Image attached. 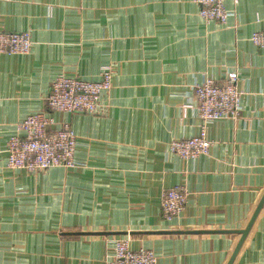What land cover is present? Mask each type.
Here are the masks:
<instances>
[{
  "label": "crops",
  "instance_id": "1",
  "mask_svg": "<svg viewBox=\"0 0 264 264\" xmlns=\"http://www.w3.org/2000/svg\"><path fill=\"white\" fill-rule=\"evenodd\" d=\"M227 24L194 0H0V31H29V54L0 53V264H107L129 236L158 264H227L264 194V0H224ZM114 68L97 113H53L78 135L72 170L7 168L18 125L46 112L59 74ZM237 72L242 115L207 126L210 153L182 159L173 140L202 129L194 88ZM180 185L185 209L163 216ZM68 232H119L68 234ZM122 232V233H121ZM233 264H264V207Z\"/></svg>",
  "mask_w": 264,
  "mask_h": 264
},
{
  "label": "built area",
  "instance_id": "2",
  "mask_svg": "<svg viewBox=\"0 0 264 264\" xmlns=\"http://www.w3.org/2000/svg\"><path fill=\"white\" fill-rule=\"evenodd\" d=\"M194 1L199 5V14L203 19L227 24L230 13L224 0ZM250 41L264 47V30L254 32ZM32 46L29 31H0V53L29 54ZM114 72L109 64L101 67L97 80L57 75L46 97L47 111L27 116L18 125L23 134L9 138L6 147L7 168L30 173L59 166L69 170L77 168L78 135L68 122H64L60 128H53L56 123L53 113H97L103 95L113 88ZM238 81V73L232 72L221 81L208 78L195 86L196 104L188 103L183 108L186 112L195 106L202 123L201 132L197 136L173 140L170 143L172 152L187 160L210 153L213 142L208 137V124L221 119H236L243 111ZM187 202L188 193L182 186L166 190L162 194L163 216L166 219L178 216ZM107 264H158V256L153 249L144 246L133 248L130 237L122 236L115 239V250Z\"/></svg>",
  "mask_w": 264,
  "mask_h": 264
},
{
  "label": "water",
  "instance_id": "3",
  "mask_svg": "<svg viewBox=\"0 0 264 264\" xmlns=\"http://www.w3.org/2000/svg\"><path fill=\"white\" fill-rule=\"evenodd\" d=\"M264 207V194L259 202V204L257 205L251 219L249 220L247 226L243 229H237V230H196L193 231L195 233H213V232H223V233H237L240 234L241 237L235 247V250L233 251L231 258L229 259L227 264H233L240 249L242 248V245L244 244V241L246 240L251 228L253 227L259 213L261 212L262 208ZM82 233H95V234H117L119 232H68V234H82ZM122 233V232H121Z\"/></svg>",
  "mask_w": 264,
  "mask_h": 264
},
{
  "label": "rangeland",
  "instance_id": "4",
  "mask_svg": "<svg viewBox=\"0 0 264 264\" xmlns=\"http://www.w3.org/2000/svg\"><path fill=\"white\" fill-rule=\"evenodd\" d=\"M241 115H242V113H241ZM241 115H240V116H241ZM240 116H239V117H240ZM239 117H238V118H239ZM236 119H237V118H236Z\"/></svg>",
  "mask_w": 264,
  "mask_h": 264
}]
</instances>
